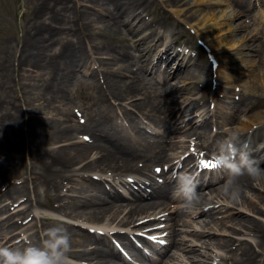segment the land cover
<instances>
[{
	"label": "bare ground",
	"instance_id": "obj_1",
	"mask_svg": "<svg viewBox=\"0 0 264 264\" xmlns=\"http://www.w3.org/2000/svg\"><path fill=\"white\" fill-rule=\"evenodd\" d=\"M182 1H164L179 19L177 24H172V29L167 30L160 21L152 20L148 23L144 18V14L155 5L152 0H43L30 10V19L21 43L17 46L18 55H12L10 59L7 56L0 57V136L7 139L10 152L21 153L19 138L27 135L29 153L25 157L30 164L36 163L38 172L27 170V173L34 172L29 173L33 180V187L30 189L25 180L15 181L17 178L21 179L22 175L9 173L0 167V175H6L5 179L9 181L7 186L0 183V204L3 203L0 212L8 213L10 206L19 202L22 196L28 202L30 196L28 198L27 195L31 190L33 195L40 191H50V195H55L50 196L51 210L75 221L89 223L88 228L97 229L102 222L106 225L129 226L135 223V216L158 208L157 214H161V219L168 209L169 196H172L170 193L178 188L177 176L191 171L188 165L181 168L183 163L193 161L190 148L196 146L202 150H227L220 136L228 130L231 124L229 121L234 115H245L251 110L250 107H264V97L255 96L256 90L250 83L249 93L241 92V98L236 102L229 101L224 109L216 104L214 111H217L219 120L214 121V125L215 128L220 126L222 132L210 138V130L213 129L212 112L210 108H204L209 92L205 89L203 93H199L192 84L186 82L188 79L204 76L205 86L208 87L209 72L212 73V70L211 67L208 70L207 63L201 62L199 57L193 59L187 47H176L178 43L175 42L174 35L180 30L181 18L185 15L178 6ZM215 2L216 8L209 12L200 11L198 19L189 24V27L196 35L202 30L211 33V37H204L207 46L213 51L224 52L235 48V43L239 42L229 41L224 35L236 31L228 23L227 7H220L226 1ZM192 3L187 0L185 5ZM74 12L81 15L71 16ZM120 30L132 35L137 51L143 58L140 66L133 65L129 53L113 43L112 36L119 34ZM255 36L257 35L251 39L256 40ZM247 38L249 37H241L244 46L248 44ZM78 73L88 78L96 91L95 101L101 105V110L91 119L92 122L81 127L66 125L58 118L73 121L76 117V113H71L69 107L61 102L68 82ZM214 74L220 80H226L225 86L220 87L222 90L228 89L226 98H230V94L236 95L230 86L234 81L230 73L220 68ZM45 75L48 78L44 79ZM8 76H13L9 78L10 82L4 81ZM14 76L18 81L13 85ZM174 78L181 80L183 84L171 86ZM256 81L259 82L254 81L255 84L260 83L264 91L263 77L256 78ZM36 86L40 88L41 97L48 98L47 107L52 112L56 109L58 116L50 117L45 125L36 114H26V119L21 117L20 107L30 108L33 102L40 101L31 94ZM15 87L20 91H16ZM216 91H219V87ZM14 93L20 97V104L11 101V94ZM117 108L122 110V116L130 124H134L138 117H133V113L142 114L151 123L145 130L154 137L144 136L147 142L142 146L145 141L143 135L130 137L126 136L125 129H117V119L113 118L112 122L111 116ZM254 112L246 116L248 121L243 122L242 127L236 130L240 132V144L248 142L251 156L261 161L260 167L264 168V148L256 147L254 150L264 132V110L260 112L261 115ZM150 116L155 119L151 121ZM181 117L186 118L180 119ZM255 124L259 129L248 137ZM159 129L167 131L161 132ZM80 131L90 137V140L83 139V135L77 137ZM224 135L226 134L222 136ZM47 145L50 148H46ZM166 148L172 154H168ZM246 149L241 157L234 153L232 159L226 160L225 173L200 177L196 188L199 199L194 208H176L166 215L165 220L169 223L173 221L164 225L168 230L164 239L169 237L170 241L163 247L153 245L154 257L148 259L150 264H220L228 261L230 264H264V223L257 219L255 221L250 216L260 213L264 206L263 196L253 193L254 190L260 191L258 187L261 185H255L256 180L247 173L238 178L233 177L227 167L229 163L243 166ZM19 157L17 164L22 165L23 161ZM137 161L144 162V169H148L152 162H156L157 166L167 165L163 173L165 181L158 184L150 180L151 191L148 193L145 189L147 186H139L135 179L133 185H137L138 189H133L127 178L142 173ZM160 177L161 174L157 179L162 181ZM233 179H237L242 188L239 201H230L223 196L222 186ZM59 180L66 183L61 186ZM16 183H20L19 186ZM68 183L70 186H67ZM259 183L261 184L260 181ZM3 187L4 190L1 191ZM63 188H67L64 194ZM204 190L208 193H204ZM5 200L11 202L4 204ZM24 204L22 202L17 206ZM207 205L208 208L205 207ZM26 212L33 215L29 224L22 225L21 221L14 220L13 214L0 218V248L18 253L29 247L38 248L33 243L35 235L32 230L37 223L35 212L27 206L19 210L17 216H24ZM177 213L190 218L187 224H180V220L170 217ZM41 219L46 220L44 217ZM186 225L192 226L194 230L190 232L178 229V226ZM195 225H200L201 229H197ZM62 226L67 229L71 238V248L67 253L70 258L94 264H124L120 254L109 248L106 231L92 230L93 233L90 234L87 231L89 229L80 225H77L78 229L72 223ZM226 227L242 234V229L247 227L255 238H249L250 241L234 240L230 231L227 233ZM19 229L27 233V236L19 242H10L9 234L16 231L15 236H20L21 232L17 231ZM187 232L195 240H187L186 236L177 238L181 233ZM118 239L131 248L125 235L118 236ZM196 242H200V245ZM235 242L239 243L232 250L231 246ZM88 243L95 244V247L83 249ZM170 247L190 254L186 257L189 258V263L180 255L170 253ZM217 249H228L229 255H217L213 258L207 254V251L218 252ZM134 256L135 254L132 255ZM198 257H203L204 260H199ZM134 259L139 262V258Z\"/></svg>",
	"mask_w": 264,
	"mask_h": 264
},
{
	"label": "rangeland",
	"instance_id": "obj_2",
	"mask_svg": "<svg viewBox=\"0 0 264 264\" xmlns=\"http://www.w3.org/2000/svg\"><path fill=\"white\" fill-rule=\"evenodd\" d=\"M43 0H0V57L7 56L9 59L12 57V55L16 56L18 55V44L21 43V39L23 36V33L25 32L27 21L30 19V10L36 6L38 3H40ZM154 1L155 5L151 7L150 11L148 13L144 14V18L148 23H151L152 20L154 21H160L162 25L164 26V29H172V24H177V19L174 14H173V9L168 7V5L165 4V0H152ZM187 0H183L178 6L180 9H182L183 13L185 15L181 18L182 20V25L180 26V30L178 33L174 35L175 42L177 48L178 46H185L191 53V56L193 59L196 57H199V60L201 62H206L207 63V68L208 70L210 69L208 61H207V56L203 51V47L199 45V42L201 41L202 43H206L204 37H211V33H208V31H200L198 36L192 30L189 26V24L194 23L198 17L197 15L199 14L200 11L203 12H209L210 10L216 8L215 1L216 0H188L189 3L193 2L190 5H185ZM227 4V10L226 12L228 13V23L232 27H237V25L241 26V30L231 32L230 34H224L225 37L230 41L234 40V42H239L241 44L235 43V48L231 50H226L224 52H217L215 55L217 56L218 64L221 66L222 71H226L230 73L231 76H233L234 81L230 85L232 89H234V94L233 95L232 101H237L239 98H241L240 93L241 92H248L249 93V84L251 83L253 85V89L256 90L254 93L255 96H258L260 98L264 97V91L261 88V84H255L258 83L259 81H256V78L260 79L263 77L264 79V0H225ZM242 5H240V3ZM81 15L79 12H74L71 16L74 15ZM231 17H234L232 19ZM165 30V32H166ZM203 32V33H201ZM119 34H115L113 39V43L119 47H122L125 52L129 53L130 57V62L133 65L139 64L138 66L141 65L143 62V58H141V55L137 51V46L135 45V41L132 39V35H129L128 32L125 30H120L118 32ZM255 34H258L256 37V40H252L251 37L254 36ZM167 36V33H166ZM246 36L249 37L247 38V45H243L241 42V37ZM129 60V59H128ZM98 69V67H95ZM104 68V67H103ZM101 68V69H103ZM13 76H8L5 77L3 80L6 82H10L9 78H12ZM48 78V75L44 76V79ZM156 79V77H154ZM211 72H209V80H208V87H212L211 82L212 79ZM14 84L17 83L18 78L14 76ZM186 83L192 84L195 88L196 91L199 93L204 92V87L205 86V77L204 76H197L194 80H190ZM183 81V80H182ZM221 81H226L220 80L218 82V87H219V92L216 94L215 90L212 91L215 94V100L220 101L219 105L222 107H226L227 101L224 93L222 91H228L227 90H222L220 87L225 86L223 85V82ZM255 81V82H254ZM27 83L28 81H22ZM103 82V80L101 81ZM151 83H154L152 81ZM181 85L183 82L181 80H174L171 83V86L174 85ZM228 86V85H227ZM209 90V88H207ZM16 91H20L18 87H15ZM232 93V92H231ZM31 94L34 96L38 97L40 101L33 102V105L30 108H27L25 106L20 107V112H21V117L23 119H26V114L31 115V114H36V116L40 117V119L43 120V124H46V120L49 121L50 117H55L57 118L56 114V109L54 112H52L48 107L47 103L48 98H42L41 97V91L40 88L37 86L31 90ZM13 97V99H12ZM213 97L212 93H209L208 98H207V103L204 108L208 107V103L211 101ZM17 93L11 94V101L16 102L17 104H20ZM96 98V91L93 88L92 85H90L89 81L87 80L86 77H83L81 74H77V76L72 79L71 81L68 82V85L66 86V90L64 92V98L61 103L65 104L66 106L69 107L70 112L74 111L76 113V117L73 119V121H67L64 120V117H58L61 119V121L69 126H77L81 127L82 123L84 124H89V122H92V118L97 116L98 112L101 110V105L99 103H96L95 101ZM260 98L257 99V101L260 100ZM46 101V102H45ZM231 101V100H230ZM32 108V109H31ZM253 108V109H252ZM37 109V110H34ZM250 111L246 113L245 115H234L231 121H229L231 124L229 126V129L225 132L222 133L226 134L224 136H220V139L222 142L228 146L230 145V141L226 140V138L229 135L230 131H238L236 128H241L243 122H247V117L251 113H258L259 115L260 112L264 110V107L261 106H254L250 107ZM263 109V110H261ZM71 112V113H72ZM138 117H136V116ZM75 115H73L74 117ZM112 116V122L113 118L117 119L116 125L117 129H125L126 136L130 137H136L137 134L143 135V139H145L144 143L141 145L143 146L146 144L147 140L144 136L153 138L154 135L147 130H145V127L148 125H151V123L145 119L142 114H135L133 113L132 116L136 117L135 123L130 124L127 123L128 121L124 119L122 116V110L117 108ZM122 116V117H121ZM153 121L155 118L153 116H150ZM215 114L213 120L215 121ZM186 118V117H181ZM138 121L140 123H138ZM114 125V124H113ZM257 124L254 125V127ZM106 127H108L107 124H105ZM253 127V126H252ZM163 128V127H162ZM220 128V126H218ZM255 128H252L249 132V134L254 130ZM159 131H167V129H159ZM216 129L213 130V133L210 132V134L213 136L212 138L215 137L216 135ZM123 132V131H122ZM219 132L220 131L219 129ZM239 132V131H238ZM240 133V132H239ZM80 137L83 135V132H79ZM84 137V136H83ZM211 138V139H212ZM27 135H23L21 138H19V142L22 147L21 153H15L10 152L8 149L9 144H7V139L4 137L0 136V167L2 169H6L9 173L12 174H18L22 175L21 179L15 180V181H26L27 187L31 189L33 187V180H31L29 173H34L38 172L36 169V163L30 164V162L27 161V157L25 155L29 153V148L27 147ZM223 144V145H224ZM237 144V154L240 153V141H236ZM246 145V144H245ZM141 146V147H142ZM225 147V146H223ZM256 147H259L260 149L264 148V134H263V139H260L256 145L254 146V150ZM46 148H50L49 145L46 146ZM167 150V149H166ZM217 151V150H215ZM241 151L242 147H241ZM23 152V153H22ZM171 152V151H170ZM229 152V151H228ZM21 154L19 157L18 155ZM171 154V153H170ZM19 157L20 160L23 161V164H17V158ZM24 157V159H23ZM156 162L150 163V168L147 171H144L145 174H149V176H152L155 170ZM77 167V166H76ZM27 170H34V172H28ZM6 175H0V183H5V186L8 185L9 181H7ZM13 180H10L12 182ZM60 185H64V181H58ZM259 181L255 182V185H261V187H258L260 191L254 190L253 193L255 194H261L264 198V181ZM20 183H16L18 186ZM70 186V184L68 185ZM4 190V187L1 188V191ZM30 196V198H29ZM50 196L54 197L53 195H50V191L48 192H37L36 195L31 194V190L28 191L27 197L29 198L28 202L25 201L26 197H21L14 205L16 206L15 209L14 205L10 206V211L0 212V218H6L9 213H13L14 220L21 221L22 224H29L32 219V214L29 212L24 213V216H17L18 211L21 210L24 207H31L33 211L36 213L37 217V223L35 224V227L33 228V233L35 235L34 241L35 243L43 249H47L48 247V240H49V233L48 231L45 232L42 230V228H63L61 224H65L66 222L59 221L60 219V214L58 212H52L50 209ZM256 196V195H254ZM257 198V197H256ZM240 200V199H239ZM238 200V201H239ZM5 203L11 202L10 200L4 201ZM24 202V205L17 206L18 204ZM3 205V203L0 204ZM211 206L213 204H210ZM261 206V205H260ZM205 207H208L205 206ZM236 209H241L239 207H235ZM235 209V211H237ZM262 211L264 212V206H262ZM257 214H251L250 216L254 217V220H260L264 223V214L262 213ZM49 213H54L57 214L56 216H46L49 215ZM59 215V216H58ZM220 215H218L219 217ZM42 217L48 218L45 221L42 220ZM183 220H185L184 217H182ZM256 221V220H255ZM35 222V221H34ZM164 223L163 225H165ZM19 226V223L17 224ZM227 233L230 231L232 239H254L255 236L247 229V227L243 230V233H239L237 231L232 232L229 228ZM21 232L20 236H15V232L9 234V236H13L15 239L13 241H19L22 239V237H25V234L22 233V229L17 230ZM241 234V235H239ZM247 235V236H246ZM250 238V239H249ZM239 242H235L234 246H231V249L235 248L238 245ZM92 247H94V244L91 243L90 245H86L83 247V249L90 250ZM228 249H220L218 250L219 253L226 255ZM209 254H211L208 251ZM229 255V254H228ZM200 259H204L200 257ZM79 262V261H77ZM83 263V262H81ZM221 264H230L229 261L227 263L221 262Z\"/></svg>",
	"mask_w": 264,
	"mask_h": 264
},
{
	"label": "clouds",
	"instance_id": "obj_3",
	"mask_svg": "<svg viewBox=\"0 0 264 264\" xmlns=\"http://www.w3.org/2000/svg\"><path fill=\"white\" fill-rule=\"evenodd\" d=\"M226 140L230 141L229 154L236 152V141L240 140L238 131H230ZM246 154L244 157V165L240 166L236 163H229V168L233 177L247 173L256 181H264V168L260 167L261 161L254 158L250 154L248 142ZM221 163L217 167H223L224 158L218 157ZM178 191L180 197L185 201V206L192 209L196 206L199 196L196 191L198 187V180L196 175L190 173H180L177 176ZM223 196L230 201H238L241 196L242 188L237 182V179H233L230 182H226L223 186ZM175 196V193H174ZM49 217L56 216L54 213H49ZM49 240L47 249L29 247L22 253L14 252L7 248H0V264H76L67 253L71 248V238L66 228H49Z\"/></svg>",
	"mask_w": 264,
	"mask_h": 264
},
{
	"label": "snow or ice",
	"instance_id": "obj_4",
	"mask_svg": "<svg viewBox=\"0 0 264 264\" xmlns=\"http://www.w3.org/2000/svg\"><path fill=\"white\" fill-rule=\"evenodd\" d=\"M202 166H204V167H215V165L212 164L211 162H209V163H207V164H204V163L202 162ZM159 171H160V169H157V172H159Z\"/></svg>",
	"mask_w": 264,
	"mask_h": 264
}]
</instances>
